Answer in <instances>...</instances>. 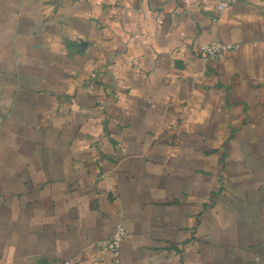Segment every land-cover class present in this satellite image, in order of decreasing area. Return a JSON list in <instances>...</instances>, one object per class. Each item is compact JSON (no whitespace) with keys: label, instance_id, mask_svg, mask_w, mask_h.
<instances>
[{"label":"crops","instance_id":"1","mask_svg":"<svg viewBox=\"0 0 264 264\" xmlns=\"http://www.w3.org/2000/svg\"><path fill=\"white\" fill-rule=\"evenodd\" d=\"M216 4L0 0V264H264V0Z\"/></svg>","mask_w":264,"mask_h":264},{"label":"built area","instance_id":"2","mask_svg":"<svg viewBox=\"0 0 264 264\" xmlns=\"http://www.w3.org/2000/svg\"><path fill=\"white\" fill-rule=\"evenodd\" d=\"M233 0H217V9L222 10L228 6ZM234 48L233 45L222 43L220 41H212L200 46V55L204 59L214 60L219 54L226 50ZM126 236V229L120 223H117L110 237L104 242V245L111 255L115 263L119 262L120 247L123 239Z\"/></svg>","mask_w":264,"mask_h":264}]
</instances>
